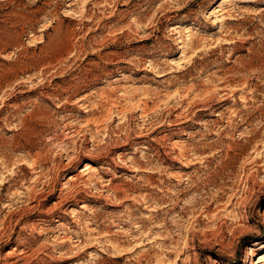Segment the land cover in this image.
I'll list each match as a JSON object with an SVG mask.
<instances>
[{
    "label": "rangeland",
    "instance_id": "rangeland-1",
    "mask_svg": "<svg viewBox=\"0 0 264 264\" xmlns=\"http://www.w3.org/2000/svg\"><path fill=\"white\" fill-rule=\"evenodd\" d=\"M260 256L264 0H0V264Z\"/></svg>",
    "mask_w": 264,
    "mask_h": 264
},
{
    "label": "bare ground",
    "instance_id": "bare-ground-1",
    "mask_svg": "<svg viewBox=\"0 0 264 264\" xmlns=\"http://www.w3.org/2000/svg\"><path fill=\"white\" fill-rule=\"evenodd\" d=\"M88 163H89V162H88ZM88 163L85 164V167H84L83 171H84V170L88 171V169L90 168V165H89ZM86 171H85V172H86ZM89 171H90V169H89ZM252 255H255V253L253 252ZM257 257H258V256H257ZM263 262H264V256H260V257H259V260H257V261L254 262V263H255V264H262Z\"/></svg>",
    "mask_w": 264,
    "mask_h": 264
}]
</instances>
